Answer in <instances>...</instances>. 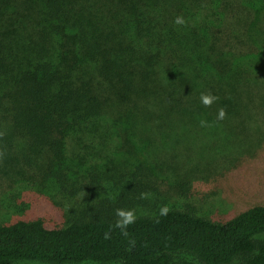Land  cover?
<instances>
[{"label":"trees","instance_id":"1","mask_svg":"<svg viewBox=\"0 0 264 264\" xmlns=\"http://www.w3.org/2000/svg\"><path fill=\"white\" fill-rule=\"evenodd\" d=\"M201 93L218 99L205 107ZM219 108L225 117L264 110V0H0V142L9 164L22 150L26 167L59 178L69 140L90 148L87 140L104 142L114 128L194 127ZM116 219L0 224V264H172L176 253L264 264L255 242L264 205L225 222L178 209L137 216L127 237Z\"/></svg>","mask_w":264,"mask_h":264},{"label":"rangeland","instance_id":"2","mask_svg":"<svg viewBox=\"0 0 264 264\" xmlns=\"http://www.w3.org/2000/svg\"><path fill=\"white\" fill-rule=\"evenodd\" d=\"M124 130H109L104 142L87 140L90 148L69 140L63 176L47 180L21 162L22 150L18 161L7 163L8 147L0 142V224L42 218L54 228L75 220L117 218L116 209L153 216L163 205L225 222L264 205V110L223 120L197 117L194 127L166 132ZM142 192L151 197L140 199ZM255 242L264 246V235ZM171 260L203 264L189 253L172 254ZM230 264H246V258Z\"/></svg>","mask_w":264,"mask_h":264},{"label":"clouds","instance_id":"3","mask_svg":"<svg viewBox=\"0 0 264 264\" xmlns=\"http://www.w3.org/2000/svg\"><path fill=\"white\" fill-rule=\"evenodd\" d=\"M174 23H176L177 25H184L186 22L184 20L183 17H177L176 20L174 21ZM218 99V97L211 95L210 93H201L200 95V100L201 103L205 106V107H211V105ZM226 112L224 108H219L217 110V120H223L225 118ZM206 122L205 121H201V126H205ZM0 135H3L2 133H0ZM2 155V154H0ZM151 197V193H147V192H142L140 194V199H148ZM170 208L167 205H163L160 207L159 209V213L158 215L163 217V216H167V214L169 213ZM116 222L115 225L113 226L115 229H119L120 233L122 236L127 237L128 234V227L132 224H134L136 222L137 216L135 214V210H125V209H116ZM157 222H159L157 220ZM105 239H110L111 238V230L109 232L105 233ZM131 243L134 244V241H132Z\"/></svg>","mask_w":264,"mask_h":264}]
</instances>
